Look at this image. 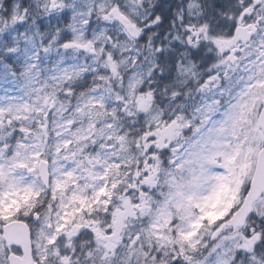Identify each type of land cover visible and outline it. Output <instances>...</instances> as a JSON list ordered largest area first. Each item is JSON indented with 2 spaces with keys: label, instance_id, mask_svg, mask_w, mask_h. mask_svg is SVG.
<instances>
[{
  "label": "snow or ice",
  "instance_id": "6c2138e0",
  "mask_svg": "<svg viewBox=\"0 0 264 264\" xmlns=\"http://www.w3.org/2000/svg\"><path fill=\"white\" fill-rule=\"evenodd\" d=\"M0 264H264V0H0Z\"/></svg>",
  "mask_w": 264,
  "mask_h": 264
}]
</instances>
